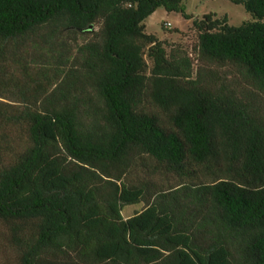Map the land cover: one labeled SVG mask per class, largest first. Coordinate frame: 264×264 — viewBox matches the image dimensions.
I'll return each instance as SVG.
<instances>
[{
	"label": "trees",
	"instance_id": "16d2710c",
	"mask_svg": "<svg viewBox=\"0 0 264 264\" xmlns=\"http://www.w3.org/2000/svg\"><path fill=\"white\" fill-rule=\"evenodd\" d=\"M185 1L0 0V264H264V124L201 71L264 94V0L192 22L195 77L144 26Z\"/></svg>",
	"mask_w": 264,
	"mask_h": 264
},
{
	"label": "rangeland",
	"instance_id": "374dc122",
	"mask_svg": "<svg viewBox=\"0 0 264 264\" xmlns=\"http://www.w3.org/2000/svg\"><path fill=\"white\" fill-rule=\"evenodd\" d=\"M184 4L185 13L190 16L189 19L183 18L179 13L166 12L164 9L158 8L146 18L144 26L148 34L156 36L158 40L165 43L164 46L166 47L167 54H169L172 49H184L192 62L191 76L195 77L197 74L196 69L198 67V62L196 61L197 53L192 51V45L197 41V32L193 28L192 22L194 20L203 19L206 14H211L212 17L216 19L225 17L229 26L237 27L243 22L250 21L252 17L245 11L242 5L234 4L229 0H186ZM97 29L98 26H93L91 30L87 31L85 33V39L88 40L93 38L92 34ZM44 31L45 29H42L40 34L44 33ZM81 40L82 39L79 41L81 42ZM147 63L148 66L151 64L149 60H147ZM201 67V71L207 70L204 74L206 84H209L212 88H221L225 94L240 102L246 108L248 114L264 124V94L253 86L252 82L243 75L239 68L227 64L221 66L214 63ZM18 76V73L15 72L14 78ZM6 81L8 86L12 84V81ZM211 177H213V175ZM132 178L135 179V182L137 180L151 182L156 191L158 188L166 190L174 187L178 183L176 176L159 171L152 177L149 175L143 177L136 171L132 175ZM201 179L208 181L210 177H202ZM145 206L146 204L144 202L125 206L121 214L124 218L130 217L143 210ZM6 235V226L0 222V244L3 247L6 246ZM8 257L9 261L7 264H16L13 255H9Z\"/></svg>",
	"mask_w": 264,
	"mask_h": 264
},
{
	"label": "water",
	"instance_id": "95a60500",
	"mask_svg": "<svg viewBox=\"0 0 264 264\" xmlns=\"http://www.w3.org/2000/svg\"><path fill=\"white\" fill-rule=\"evenodd\" d=\"M89 27L91 28L92 26H91V25H89Z\"/></svg>",
	"mask_w": 264,
	"mask_h": 264
}]
</instances>
